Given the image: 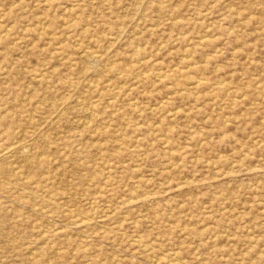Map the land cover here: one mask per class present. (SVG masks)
Listing matches in <instances>:
<instances>
[{
  "label": "rangeland",
  "instance_id": "rangeland-1",
  "mask_svg": "<svg viewBox=\"0 0 264 264\" xmlns=\"http://www.w3.org/2000/svg\"><path fill=\"white\" fill-rule=\"evenodd\" d=\"M263 95L264 0H0V264H264Z\"/></svg>",
  "mask_w": 264,
  "mask_h": 264
},
{
  "label": "bare ground",
  "instance_id": "bare-ground-1",
  "mask_svg": "<svg viewBox=\"0 0 264 264\" xmlns=\"http://www.w3.org/2000/svg\"><path fill=\"white\" fill-rule=\"evenodd\" d=\"M42 2H43V1H42ZM70 22H71V21H70ZM66 23H67V22H66ZM40 29H41V28H40ZM40 29H39V30H40ZM260 30H261V29H260ZM66 34H67V33H66ZM112 35H113V34H112ZM59 42H60V41H59ZM86 48H87V47H86ZM84 49H85V48H84ZM88 49H89V48H88ZM85 50H86V49H85ZM83 51H84V50H83ZM81 53H82V51H81ZM84 53H85V52H84ZM102 53H103V52H102ZM212 53H213V52H212ZM79 54H80V53H79ZM79 54H77V55L79 56ZM87 54H88V53H87ZM81 56H82V55H81ZM91 56H92V58H93V55H91ZM138 56H139V55H138ZM83 57H86L85 54L83 55ZM89 58H90V56H89ZM87 59H88V57H87ZM87 59H86V60H87ZM90 59H91V58H90ZM90 59H89V60H90ZM143 59H144V58H143ZM143 59H142V60H143ZM91 60H92V59H91ZM94 60H97V59H93V61H94ZM70 62H71V61H70ZM83 62H84V61H82V63H83ZM88 62H90V61H88ZM95 63H96V62H95ZM95 63H94V64H95ZM97 63H98V62H97ZM87 64H88V63H87ZM104 64H106V63H104ZM85 65H86V64H85ZM92 65H93V64H92ZM88 66H89V65H88ZM96 66H97V65H96ZM105 66H106V65H105ZM81 67H83V66H81ZM94 67H95V66H94ZM102 67H104V66H102ZM102 67H101V68H102ZM186 67H188V66H186ZM86 68H88V67H86ZM107 68H108V67H107ZM123 68H124V67H123ZM81 69H82V68H81ZM84 69H85V67H84ZM84 69H82V70L84 71ZM93 69H95V68H93ZM91 70H92V69H91ZM95 70H96V69H95ZM121 70H123V69H121ZM137 70H138V69H137ZM43 71H44V70H43ZM83 71H81V72H83ZM85 71H86V70H85ZM98 71H99V70H98ZM127 71H128V70H127ZM87 72H88V71H87ZM90 72H91V71H90ZM93 72H94V71H93ZM103 72H104V71H103ZM136 72H138V71H136ZM83 73H84V72H83ZM101 73H102V72H101ZM85 74H86V72H85ZM88 74H89V73H88ZM131 74H132V73H131ZM133 74H134V73H133ZM163 74H164V73H163ZM230 74H231V73H230ZM159 75H160V74H159ZM165 75H166V74H165ZM84 76H85V75H84ZM93 76H94V75H93ZM97 76H98V75H96V77H97ZM155 76H156V75H155ZM125 77H126V75H125ZM130 77H131V76H130ZM161 77H162V76H161ZM168 77H169V76H168ZM179 77H180V76H179ZM178 79H179V78H178ZM197 79H198V77H197ZM201 79H202V78H201ZM96 80H97V79H96ZM96 80H95V81H96ZM108 80H109V79H108ZM176 80H177V79H176ZM176 80H175V81H176ZM83 81H84V79H83ZM175 81H174V82H175ZM198 81H199V80H198ZM201 81H202V80H201ZM194 83H195V82H194ZM196 83H197V82H196ZM210 83H211V82H210ZM223 84H224V83H223ZM227 84H228V83H227ZM120 85H122V82L120 83ZM216 85H218V84L216 83ZM221 85H222V84H221ZM233 86H234V85H233ZM110 88H111V87H110ZM120 88H121V87H120ZM99 91H100V90H99ZM125 94H126V93H125ZM263 96H264V95H263ZM233 98H234V97H233ZM91 99H92V98H91ZM111 99H112V98H111ZM62 100H63V99H62ZM62 100H61V101H62ZM96 100H97V99H96ZM132 100H133V99H132ZM39 102H41V100H40ZM60 103H61V102H60ZM81 103H82V102H81ZM93 104H94V103H93ZM68 107H69V106H68ZM65 110H66V109H65ZM87 111H88V110H87ZM87 111H86V112H87ZM172 111H173V110H172ZM86 112H85V114H86ZM138 112H139V111H138ZM87 113H89V112H87ZM88 115H89V118H90L91 113L88 114ZM172 116H173V115H172ZM83 118H84V117H83ZM85 118H88V117L85 116ZM83 120H84V119H83ZM88 120H89V119H88ZM87 122H88V121H87ZM84 124H86V123H84ZM155 124H156V123H155ZM11 132H12V130H11L8 134H10ZM93 132H94V131H93ZM22 136H23V135H22ZM92 139H93V138H92ZM93 140H94V139H93ZM95 140H96V139H95ZM8 145L10 146L9 143H8ZM6 146H7V145H6ZM6 146H5V145H2V146L0 147V148H1V149H0V152H1V150L4 149ZM232 150H233V149H232ZM31 151H32V150H31ZM25 152H26V151H25ZM32 152H34V150H33ZM10 153H11V152H10ZM23 153H24V152H23ZM21 154H22V153H21ZM21 154H20V155H21ZM218 154H219V153H218ZM22 155H23V154H22ZM38 156H40V154H39ZM23 157H24V155H23ZM25 157H26V156H25ZM28 157H29V156H28ZM30 157H31V156H30ZM30 157H29V158H30ZM29 158H28V159H29ZM32 158H33V156H32ZM24 159H25V158H24ZM24 159H23V160H24ZM168 160H169V159H168ZM29 161H30V159H29ZM31 162H32V161H31ZM31 162H29V164H30ZM231 164H232V163H231ZM30 165H31V164H30ZM133 167H134V166H133ZM0 172H1V168H0ZM182 179H183V178H182ZM27 184H28V183H27ZM27 184H24L23 187H26ZM16 185H18V184H16ZM16 185H15L14 187H15V188H18V187H16ZM24 190H25V189H24ZM40 192H41V191H40ZM38 194H41V193H38ZM40 196H41V195H40ZM42 196H43V195H42ZM81 196H82V195H81ZM57 206H58V205H57ZM63 207H64V206H63ZM102 210H103V209H102ZM75 212H76V211H75ZM63 213H64V212H63ZM98 215H99V214H98ZM72 216H73V215H72ZM79 217H80V216H79ZM101 217H102V216H101ZM69 218H70V217H69ZM72 219H73V218H72ZM80 219H82V218H80ZM75 220H76V219H75ZM96 220H97V219H96ZM79 222H80V221H79ZM75 223H76V222H75ZM98 223H99V222H98ZM113 224H114V223H113ZM98 225H99V224H98ZM102 225H104V224H102ZM104 226H105V225H104ZM108 226H109V225H108ZM53 231H54V230H53ZM72 232H73V231H72ZM135 237H136V236H135ZM136 239H137V238H136ZM136 239H135V241H137ZM130 241H131V240H130ZM131 252H132V251H131ZM161 252H162V251H161ZM167 254H168V253H167ZM173 254H174V253H173ZM171 256H172V257H175V255H174V256L171 255ZM151 259H152V258H151ZM172 259H173V258H172ZM251 260H252V259H251ZM181 261H182V260H181ZM168 262H169V261H168ZM181 264H182V262H181Z\"/></svg>",
  "mask_w": 264,
  "mask_h": 264
}]
</instances>
